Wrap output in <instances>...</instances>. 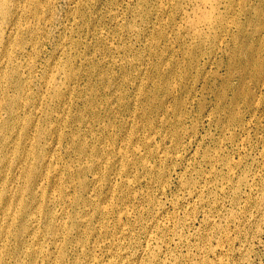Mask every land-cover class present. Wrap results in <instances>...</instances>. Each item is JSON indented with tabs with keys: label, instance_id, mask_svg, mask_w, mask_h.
<instances>
[{
	"label": "rangeland",
	"instance_id": "obj_1",
	"mask_svg": "<svg viewBox=\"0 0 264 264\" xmlns=\"http://www.w3.org/2000/svg\"><path fill=\"white\" fill-rule=\"evenodd\" d=\"M206 2L216 12L203 0H14L0 22L1 42L10 39L2 47L16 55L0 75V142L14 124L0 150V264H112L145 245L154 204L170 226L156 264H263L264 220L261 232L245 220L264 193V0ZM203 9L215 22L193 33ZM53 76L59 98L47 90ZM30 166L37 178L28 188ZM229 166L233 181L222 179ZM54 192L61 202L48 206ZM19 200L27 221L40 218L24 233L18 214H4ZM60 222L66 235L52 233ZM35 249L44 254L32 257Z\"/></svg>",
	"mask_w": 264,
	"mask_h": 264
},
{
	"label": "bare ground",
	"instance_id": "obj_2",
	"mask_svg": "<svg viewBox=\"0 0 264 264\" xmlns=\"http://www.w3.org/2000/svg\"><path fill=\"white\" fill-rule=\"evenodd\" d=\"M195 1V0H194ZM200 2H201V0H199ZM204 1V7H210V8H213L212 7V4H211V2H206V0H203ZM209 1V0H208ZM212 1V0H211ZM216 2L215 3H217V0H215ZM13 2H14V0H0V22H2L3 20H5V18H6V16L8 15H11L12 14V12H14L13 11V7H12V4H13ZM192 2V1H191ZM197 2V1H196ZM26 3V2H25ZM222 3V2H221ZM18 4V3H17ZM145 4V3H144ZM25 5V4H24ZM27 5V4H26ZM195 5V4H194ZM199 5V4H198ZM15 6V5H14ZM22 6V5H21ZM192 6H193V4H192ZM196 7H198V6H196ZM199 7H200V5H199ZM23 8V7H22ZM209 8V9H210ZM214 8H215V6H214ZM214 8L212 9V10H214ZM81 9V8H80ZM199 9V8H198ZM206 9V8H205ZM217 9V8H216ZM219 9V8H218ZM194 10H195V8H194ZM204 10V9H203ZM207 10V9H206ZM211 10V9H210ZM209 10V12H207V11H205V12H207V13H201V14H205L204 15V18H203V20L202 21H200L199 23H197V24H195L196 22L194 21V24H193V26H192V29H193V33H197V32H194V31H196L197 30V28H199V27H207V29H208V26H210L211 24H212V22L215 20H213V18H215L214 16V12L213 11H210ZM29 11V10H28ZM188 11V10H187ZM197 11V10H196ZM200 11V10H199ZM215 11V10H214ZM186 12V11H185ZM192 12H193V10H192ZM216 12V11H215ZM222 12V11H221ZM178 13V12H177ZM187 14V13H186ZM190 14V13H189ZM200 14V15H201ZM190 15H192V14H190ZM193 15H196V16H198V14H197V12H196V14H194L193 13ZM13 16V15H12ZM202 16V15H201ZM242 16V15H241ZM188 17H189V15H188ZM200 17V16H199ZM218 17V16H217ZM123 18V17H122ZM195 18V17H194ZM198 18V17H197ZM202 18H200V20L202 19ZM186 20V19H185ZM190 20V19H189ZM197 20H199V18L197 19ZM191 21V20H190ZM193 21V20H192ZM191 21V23H193ZM30 22V21H29ZM115 22V21H114ZM198 22V21H197ZM215 22V21H214ZM218 22V20L216 21V23ZM6 23V22H5ZM31 23V22H30ZM41 23H42V21H41ZM167 24V23H166ZM30 25V24H29ZM189 25V24H188ZM192 25V24H191ZM190 25V26H191ZM26 26V25H25ZM183 26V25H182ZM186 26V25H185ZM27 27V26H26ZM67 29V28H66ZM210 29H211V27H210ZM233 29V28H232ZM191 30V29H190ZM199 30H201V29H199ZM203 31H204V29H203ZM11 32V31H10ZM20 32V31H19ZM67 32V31H66ZM130 32V31H129ZM202 32V31H201ZM192 33V34H193ZM218 33V32H217ZM26 34V33H25ZM44 34V33H43ZM191 34V35H192ZM190 35V34H189ZM200 35V34H199ZM197 36H198V34H197ZM170 37V36H169ZM204 37V36H203ZM228 38V37H227ZM9 38L7 39V40H4L3 39V42H1V37H0V60H1V62H0V75L4 72V61L7 63V64H9V63H13L14 62V60H15V56L16 55H14V54H12V52L11 51H9L8 49H7V47H2L3 46V43H4V41L5 42H9ZM22 41V40H21ZM2 43V44H1ZM30 44V43H29ZM221 44V43H220ZM29 46V45H28ZM223 46V45H222ZM26 47V46H25ZM15 48V47H14ZM25 52V51H24ZM18 53V52H17ZM58 54V53H57ZM116 54V53H115ZM180 54V53H179ZM27 56V55H26ZM39 57V56H38ZM32 60V59H31ZM86 60V59H85ZM16 61V60H15ZM59 61V60H58ZM118 61V60H117ZM19 63V62H18ZM25 63V62H24ZM32 65V64H31ZM38 67V66H37ZM46 67V66H45ZM39 70H41V69H39ZM38 70V71H39ZM220 71V70H219ZM59 73V72H58ZM57 73V76H59L61 73H59L58 74ZM63 74V73H62ZM64 74L66 75V76H69V74L65 71L64 72ZM14 76V74H9V73H6L5 72V77L6 78H12ZM37 76V75H36ZM57 76H53V77H50L48 80H47V82H46V86H47V90L49 89V92L51 91V97H55V98H59V96H60V90H59V88L57 87L58 86V77ZM25 77V76H24ZM33 77V76H32ZM63 77V76H62ZM34 78V77H33ZM2 79V78H1ZM19 79V80H18ZM61 79V78H60ZM17 81L18 82H16V88H17V90H21L22 89V84H21V81H20V78L19 77H17ZM41 81V80H40ZM73 83V82H72ZM136 83V82H135ZM234 83V82H233ZM12 87V86H11ZM64 88V87H63ZM263 89V88H262ZM44 91V90H43ZM1 95V94H0ZM14 95V94H13ZM45 96V95H44ZM32 97V96H31ZM2 98V97H1ZM136 100V99H135ZM197 100V99H196ZM43 101V100H42ZM45 103V102H44ZM1 104V103H0ZM41 109V108H40ZM31 111V110H30ZM35 112V111H34ZM10 113H11V115L14 117V119H15V113H14V110L11 108L10 109ZM22 113V112H21ZM7 114V113H6ZM79 115V114H78ZM4 117H6V116H4ZM116 117V116H115ZM132 120V119H131ZM231 120V119H230ZM206 121V120H205ZM1 123V122H0ZM16 123V122H15ZM28 123V122H27ZM214 125V124H213ZM246 125V124H245ZM13 126H14V124H12V123H10V124H6L2 129H3V131H4V133H5V136H4V138L2 139V141L0 142V150H2V147H3V145L5 144V142H6V140L8 139V136H6V134H7V132L9 131V129L11 130L12 128H13ZM160 126V125H159ZM62 128V127H61ZM36 129V128H35ZM15 131V130H14ZM219 131V130H218ZM107 133V132H106ZM227 133V132H226ZM260 133V132H259ZM1 136V135H0ZM170 137V136H169ZM128 138V137H127ZM167 140V139H166ZM185 141V140H184ZM16 143V142H15ZM224 143V142H223ZM59 144V143H58ZM163 144V143H162ZM192 144V143H191ZM122 145V144H121ZM120 145V146H121ZM130 145V144H129ZM133 145V144H132ZM103 146V145H102ZM125 146V145H124ZM166 146V145H165ZM11 147V146H10ZM53 147V146H52ZM86 147V146H85ZM56 148V147H55ZM68 149H69V147H68ZM113 149V148H112ZM141 149V148H140ZM56 150V149H55ZM59 150V149H58ZM160 150V149H159ZM181 150V149H180ZM183 150V149H182ZM18 151H20V150H18ZM88 151V150H87ZM138 151V150H137ZM94 152V151H93ZM245 152V151H244ZM160 155H159V158H160V160L161 161H163L165 158H164V156H162L161 155V153L160 152H158ZM27 154L29 155V154H31L30 152H27ZM120 154V153H119ZM138 154V153H137ZM143 154V153H142ZM163 155H164V152H163ZM188 155V154H187ZM120 156H121V154H120ZM127 156V155H126ZM66 157V156H65ZM192 157V156H191ZM191 157H190V159H191ZM257 158V157H256ZM248 159V158H247ZM252 159V158H251ZM47 160H49V159H45V163L46 162H49V161H47ZM193 160V159H192ZM108 161V160H107ZM111 161V160H110ZM157 161H159V160H157ZM182 161V160H181ZM184 161V160H183ZM213 161V160H212ZM186 162V161H185ZM256 162V161H255ZM32 163V162H31ZM119 164V163H118ZM145 164V163H144ZM181 164V163H180ZM48 165V164H47ZM204 165V164H203ZM260 165V164H259ZM254 166V165H253ZM121 167V166H120ZM132 167V166H131ZM71 168V167H70ZM197 168V167H196ZM226 168V167H225ZM236 168V167H235ZM249 168V167H248ZM47 169V168H46ZM234 168H232V166H229V169H227L228 171L226 172V174L225 175H223V177H222V179H224V180H227L228 179V181H233L232 180V178L233 177H235L236 176V173L234 172V170H233ZM253 169V168H252ZM169 170V169H168ZM178 170V169H177ZM205 170V169H204ZM246 170V169H245ZM130 171V170H129ZM207 171V170H206ZM237 172V171H236ZM102 173V172H101ZM116 173V172H115ZM119 173V172H118ZM170 173V172H169ZM239 173V172H238ZM258 173V172H257ZM260 173V172H259ZM263 173V172H262ZM43 174V173H42ZM108 174V173H107ZM127 174V173H126ZM34 175H36V172H35V169H33V166H30L27 170H25V178L27 179V181H29V185H28V188H30V186H31V182H32V180H34ZM201 175V174H200ZM199 175V176H200ZM1 176V175H0ZM213 176V175H212ZM264 176V175H263ZM61 177V176H60ZM119 177V176H118ZM117 177V178H118ZM124 177V176H123ZM182 177V176H181ZM208 177V176H207ZM36 178H37V176L35 177V181H36ZM160 178V177H159ZM185 178V177H184ZM231 178V179H230ZM195 179V178H194ZM251 179V178H250ZM53 180V179H52ZM94 180V179H93ZM173 180V179H172ZM257 180V179H256ZM168 181H170V180H168ZM227 181V182H228ZM253 181V180H252ZM261 181L262 182H264V178H262L261 179ZM20 182V181H19ZM131 182V181H130ZM142 182V181H141ZM255 182V181H254ZM132 183V182H131ZM130 183V184H131ZM171 183V182H170ZM240 183V182H239ZM3 184V183H2ZM17 184V183H16ZM44 184H45V181H44V179H43V177H40V179H39V184H38V187H37V190H36V192H34V194H33V199L34 200H36L37 198H42L43 197V186H44ZM240 184H243V183H240ZM12 185H14V184H12ZM66 185V184H65ZM251 185V184H250ZM253 185V184H252ZM69 186V185H68ZM210 186V185H209ZM212 186V185H211ZM229 186V185H228ZM236 185L235 184H233L232 185V187H235ZM242 186V185H241ZM256 186V185H255ZM259 186V185H258ZM146 187V186H145ZM248 187V186H247ZM68 188V187H67ZM214 188V187H213ZM139 189V188H138ZM165 189V188H164ZM167 189V188H166ZM165 189V190H166ZM183 189V188H182ZM224 189H226V188H224ZM206 190V189H205ZM213 190V189H212ZM242 190V189H241ZM50 191V190H49ZM140 191V190H139ZM151 191V190H150ZM211 191V190H210ZM225 191V190H224ZM247 191V190H246ZM252 191V190H251ZM254 191V190H253ZM12 192V191H11ZM143 192H144V190H143ZM249 192V191H248ZM55 193V192H54ZM88 193V192H87ZM202 193V189H201V187H197V186H195V188H194V191H193V195L194 196H200V194ZM112 194V193H111ZM218 194V193H217ZM233 194V193H232ZM242 194V193H241ZM113 195V194H112ZM111 195V196H112ZM45 196V195H44ZM139 196V195H138ZM239 196V195H238ZM237 196V197H238ZM250 196V195H249ZM164 197V196H163ZM208 197V196H207ZM231 197V196H230ZM257 197V196H256ZM262 197V196H261ZM261 197H258L257 199H256V201L254 200V202H255V207L257 208L256 210H255V212L254 213H252V214H250L248 217H247V219L245 220V222H247L248 223V225H249V227H250V225H255L256 226V228H257V230L259 231L260 230V225H259V222H261V221H263L264 220V193H263V197L261 198ZM107 198V197H106ZM142 198V197H141ZM193 198V197H192ZM199 198V197H198ZM68 199V198H67ZM115 199V198H114ZM113 199V200H114ZM133 199V198H132ZM204 199V198H203ZM248 199V198H247ZM47 200V203H49V205L48 206H52V205H55V204H57L58 205V203H60L61 202V195L59 194V193H55V194H53V195H51V196H49L48 197V199H46ZM69 200H71V199H69ZM150 200V199H149ZM170 200V199H169ZM191 200V199H190ZM201 200V199H200ZM29 201V200H28ZM40 201V200H39ZM145 201V200H144ZM229 201V200H228ZM244 200H242V202H243ZM250 201V200H249ZM248 201V202H249ZM93 202V201H92ZM127 202V201H126ZM136 202V201H135ZM217 202V201H216ZM4 203V202H3ZM95 203V202H94ZM139 203V202H138ZM160 203V202H159ZM203 203V202H202ZM228 203V202H227ZM42 204V203H41ZM216 204V203H215ZM234 204V203H233ZM247 204V203H246ZM70 205V204H69ZM108 205V204H107ZM197 205V204H196ZM19 208L17 209L14 205H9V203H8V201H7V205L5 206V212H4V214H5V217H7V218H11V219H13L17 214H18V216H19V219L21 218V224H20V231H21V233H24V232H27V230H28V222L31 224H33V225H35V226H38L39 225V222H40V218H33L32 219V221H31V219H29V221H27V219L25 218V216H27V210L29 209V208H27L28 207V205H27V203H23V202H21L20 200H19ZM131 206V205H130ZM142 206H143V204H142ZM154 206V211H153V217H152V219H151V221L146 225V232H145V234H146V242H144L145 243V245H143L141 248H139L136 252H134L133 254H128V253H126V252H118V253H116V260H115V262L114 263H112V264H156L157 263V261H158V259H159V255H160V253L162 252V249H163V247H164V245H163V237H160V232L161 231H164L165 232V230L167 231V229L170 227V226H168V224H166L164 221H162V217L158 214V212H162V208L158 205V204H154L153 205ZM183 206V205H182ZM193 206V205H192ZM215 206V205H214ZM129 207V206H128ZM173 207V206H172ZM180 207V206H179ZM199 207V206H198ZM119 208V207H118ZM123 208V207H122ZM172 209V208H171ZM188 209V208H187ZM206 209V208H205ZM212 209V208H211ZM224 209V208H223ZM41 210V209H40ZM87 210V209H86ZM207 210V209H206ZM228 210V209H227ZM243 210V209H242ZM85 211V210H84ZM155 211L157 212V213H155ZM215 211V210H214ZM90 212V211H89ZM109 212V211H108ZM129 212V211H128ZM128 212H126L125 213V215H126V217H128V216H130L129 215V213ZM152 212V211H151ZM193 212V211H192ZM199 212H201V211H199ZM208 212V211H207ZM233 212V211H232ZM106 213H107V208L106 207H101V208H99V209H97L96 210V214L97 215H95L96 217H104L105 215H106ZM132 213H134V211H132ZM137 213V212H136ZM155 213V214H154ZM236 213V212H235ZM42 214L45 216V219H44V221L47 223V224H49V221H50V218L52 217V214L51 213H49V208H47V209H44V210H42ZM139 214V213H138ZM163 214V213H162ZM221 214V213H220ZM241 214V213H240ZM249 214V213H248ZM60 215L61 216H64L65 215V213H64V210H62L61 211V213H60ZM133 215V214H132ZM144 215V214H143ZM205 215V214H204ZM209 215H211V214H209ZM116 216V215H115ZM122 216H124V215H122ZM121 216V217H122ZM177 216V215H176ZM216 216V215H215ZM232 216V215H231ZM247 216V215H246ZM245 216V217H246ZM65 217V216H64ZM131 217V216H130ZM142 217V216H141ZM173 217V216H172ZM181 217V216H180ZM195 217V216H194ZM199 217H200V215H199ZM230 217V216H229ZM234 217V216H233ZM167 218V217H166ZM204 218V217H203ZM227 218V217H226ZM86 219V218H85ZM89 219V218H88ZM146 219V218H145ZM188 219V218H187ZM10 220V219H9ZM127 220V219H126ZM196 220H198V219H196ZM218 220H219V218H218ZM223 220V219H222ZM227 220V219H226ZM39 221V222H38ZM116 221V220H115ZM170 221V220H169ZM190 221V220H189ZM203 221V220H202ZM212 221V220H211ZM237 221V220H236ZM86 222V221H85ZM94 222V221H93ZM214 222H217V221H214ZM242 222V221H241ZM89 223V222H88ZM106 223V222H105ZM134 223V222H133ZM170 223V222H169ZM174 223H175V221H174ZM188 223V222H187ZM190 223V222H189ZM84 224V223H83ZM197 224V223H196ZM133 225V224H132ZM144 225V224H143ZM171 225V224H170ZM203 225V224H202ZM232 225V224H231ZM242 225V224H241ZM81 226H85V225H81ZM201 226V225H200ZM208 226V225H207ZM238 226V225H237ZM108 227V226H107ZM221 227V226H220ZM219 227V228H220ZM235 227V226H234ZM150 230H149V229ZM196 228V227H195ZM219 228H218V230H219ZM222 228V227H221ZM244 228V227H243ZM246 228V227H245ZM255 228V229H256ZM67 226H66V224L65 223H62V222H60V224L58 225V224H56V225H53V226H51V230H52V233L53 234H55V235H62V233H64V235H66V233H67ZM123 229V228H122ZM131 229V228H130ZM139 229V228H138ZM141 229V228H140ZM231 229V228H230ZM9 230V229H8ZM97 230V229H96ZM134 230V229H133ZM46 231V230H45ZM112 231V230H111ZM198 231H199V229H198ZM211 231V230H210ZM249 231V230H248ZM47 232V231H46ZM142 232V231H141ZM189 232H191V231H189ZM260 232H261V230H260ZM126 233V232H125ZM124 233V234H125ZM194 233V232H193ZM192 233V234H193ZM215 233H217V231H215ZM220 233V232H219ZM85 234V231L84 230H81L80 232H79V235H80V237H83V235ZM128 234V233H127ZM131 234V233H130ZM171 234V233H170ZM198 234V233H197ZM238 234V233H237ZM263 234V233H262ZM174 235V234H173ZM176 235V234H175ZM221 235V234H220ZM27 236V235H26ZM86 236V235H85ZM181 236V235H180ZM188 236V235H187ZM65 237V236H64ZM95 237V236H94ZM119 237V236H118ZM144 237V236H143ZM179 237V236H178ZM199 237V236H198ZM88 238V237H87ZM66 239V238H65ZM68 239V238H67ZM119 239V238H118ZM134 239V238H133ZM183 239V238H182ZM187 239V238H186ZM232 239V238H231ZM242 239V238H241ZM263 239V238H262ZM50 240H52V239H50ZM59 240V239H58ZM174 240V239H173ZM205 240V239H204ZM212 240V239H211ZM125 241V240H124ZM145 241V240H144ZM175 241V240H174ZM183 241V240H182ZM223 241V240H222ZM244 241H245V239H244ZM5 242V241H4ZM106 242V241H105ZM216 242H217V240H216ZM219 242H221V241H219ZM235 242V241H234ZM237 242V241H236ZM200 243V242H199ZM227 243V242H226ZM238 243V242H237ZM262 243V242H261ZM1 244H3V243H1ZM103 244V243H102ZM117 244V243H116ZM115 244V245H116ZM127 244V243H126ZM177 244V243H176ZM194 244V243H193ZM217 244H218V242H217ZM59 245V247L58 246H56V247H58V256H59V258L60 257H63V254H64V252H63V247H62V245L61 244H58ZM184 245H185V243H184ZM204 245H206V244H204ZM214 245V244H213ZM236 245V244H235ZM75 246V245H74ZM100 246V245H99ZM102 246V245H101ZM138 246V245H137ZM172 246V245H171ZM180 246V245H179ZM183 246V245H182ZM193 246V245H192ZM198 246V245H197ZM260 246V245H259ZM97 247V246H96ZM217 248H218V246H216ZM257 247V246H256ZM38 248V247H37ZM75 248V247H74ZM114 248V247H113ZM200 248V247H199ZM223 248V247H222ZM249 248H250V240L249 239H246V241H245V243L240 247V248H238V253H239V255L241 256V257H243L244 259H245V257H246V255L248 254V252H249ZM116 249V248H115ZM204 249V248H203ZM203 249H202V251H203ZM214 249H215V247H214ZM230 249V248H229ZM29 250V249H28ZM177 250V249H176ZM213 250V249H212ZM262 250H263V248H262ZM2 251V250H1ZM98 251V250H97ZM185 251V250H184ZM191 251V250H190ZM103 252V251H102ZM193 252V251H192ZM191 252V253H192ZM206 252V251H205ZM190 253V252H189ZM208 253V252H207ZM213 253V252H212ZM230 253V252H229ZM26 254V253H25ZM44 253H43V250L42 249H35L33 252H32V257H39V256H41V255H43ZM111 254V253H110ZM256 255H257V253H255ZM93 255V254H92ZM109 255V254H108ZM174 255V254H173ZM184 255V254H183ZM188 255V254H187ZM201 255V254H200ZM221 255V254H220ZM234 255V254H233ZM167 256V255H166ZM172 256V255H171ZM211 256V255H210ZM236 256V255H235ZM253 256V255H252ZM262 256V255H261ZM2 257V256H1ZM12 257V256H11ZM144 257H147V260H148V262H143L142 261V259L144 258ZM197 257V256H196ZM223 257V256H222ZM221 257V258H222ZM176 258V257H175ZM195 258V257H194ZM114 259V258H113ZM104 260V259H103ZM107 260V259H106ZM172 260H173V258H172ZM184 260V259H183ZM191 260V259H190ZM250 260H252V259H250ZM256 260V259H255ZM113 261V260H112ZM177 261V260H176ZM197 261V260H196ZM205 261V260H204ZM237 261V260H236ZM243 261V260H242ZM219 262V261H218ZM221 262V261H220ZM228 263V262H227ZM258 263V262H257ZM44 264H58V263H56L55 262V260H53V259H51L50 257H48V259H45V263ZM86 264H91V262H87ZM163 264V263H162ZM195 264V263H194ZM221 264V263H220ZM251 264V263H250ZM263 264H264V262H263Z\"/></svg>",
	"mask_w": 264,
	"mask_h": 264
}]
</instances>
